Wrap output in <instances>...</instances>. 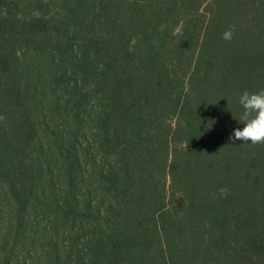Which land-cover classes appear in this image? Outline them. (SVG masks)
I'll list each match as a JSON object with an SVG mask.
<instances>
[{
	"label": "trees",
	"instance_id": "trees-1",
	"mask_svg": "<svg viewBox=\"0 0 264 264\" xmlns=\"http://www.w3.org/2000/svg\"><path fill=\"white\" fill-rule=\"evenodd\" d=\"M245 90L264 0H0V264H264Z\"/></svg>",
	"mask_w": 264,
	"mask_h": 264
},
{
	"label": "clouds",
	"instance_id": "clouds-1",
	"mask_svg": "<svg viewBox=\"0 0 264 264\" xmlns=\"http://www.w3.org/2000/svg\"><path fill=\"white\" fill-rule=\"evenodd\" d=\"M237 29L235 25L223 33L222 39L231 42L235 38ZM238 103L242 108L239 116V123L243 128L234 130L232 136L229 137L232 144L239 141L241 145L264 146V90L258 92H249L245 90L238 99ZM0 117V120H3ZM219 197L226 199L231 193L227 187H221L218 190Z\"/></svg>",
	"mask_w": 264,
	"mask_h": 264
}]
</instances>
